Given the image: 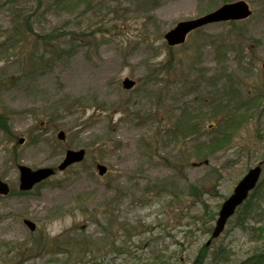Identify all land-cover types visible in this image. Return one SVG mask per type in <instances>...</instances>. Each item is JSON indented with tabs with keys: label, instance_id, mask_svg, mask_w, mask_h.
<instances>
[{
	"label": "rangeland",
	"instance_id": "obj_1",
	"mask_svg": "<svg viewBox=\"0 0 264 264\" xmlns=\"http://www.w3.org/2000/svg\"><path fill=\"white\" fill-rule=\"evenodd\" d=\"M74 1L65 12L20 0L36 13L34 34L66 33L65 50L80 35L70 56L38 62L26 79L34 38L23 41L8 2L0 7V118L9 128L0 124V177L10 187L0 194V264H239L264 251V182L244 224L231 217L203 248L222 201L264 159V98L251 101L264 83V0H245L250 17L207 23L176 46L163 34L177 21L237 0ZM124 76L132 89L122 88ZM184 114L204 125L233 117L229 143L205 147L218 124L199 137L176 131ZM83 147V161L18 189L19 164L56 167L66 149ZM187 183L199 185L200 199ZM218 250L222 262L211 258Z\"/></svg>",
	"mask_w": 264,
	"mask_h": 264
},
{
	"label": "trees",
	"instance_id": "obj_2",
	"mask_svg": "<svg viewBox=\"0 0 264 264\" xmlns=\"http://www.w3.org/2000/svg\"><path fill=\"white\" fill-rule=\"evenodd\" d=\"M4 1L5 3L8 2L9 4V10L7 12H10V15L8 18L10 20L9 25L11 29L15 28L14 32L20 33L22 35L23 41L29 42V40L33 37L34 38L33 39L34 40V43H33L34 50L36 48V45L38 46V42L40 44V51H41L40 55L35 54L34 50L33 52L29 53V59L31 57H35L38 59L29 60V62L31 63V66L29 67V70H27L25 74L22 75L23 79H26L27 77H29L31 75V72L33 73L36 71V69L38 68L37 66L38 62L45 64L47 66V65L55 63L56 60L59 59V57L61 58L63 56H66L67 58L68 56H70V54L73 51H75L74 49H72V46L75 40L74 38L80 36L79 34L75 32L71 33V35L68 37L69 41L67 40V42L70 44V50L69 49L65 50L64 48H62L63 44L61 43V40H60L61 38H58V37L65 35L66 33L63 32V34L59 35L57 34V31L56 32H52V31L46 32L45 31L42 34H37V33L34 34L32 30V23L35 21L36 13L33 15L31 12L28 11L29 9L26 8L25 6L21 8L19 6L20 0H8V1L0 0V7L4 4ZM35 1H36L37 8L40 9L39 6L43 3V0H35ZM50 1L53 7H56L57 9H60V10H64L65 12L75 11V8H76L75 4H77V1L75 2L74 0H50ZM89 1L92 2V1H97V0H88V2ZM23 27L25 28L24 32L21 30V28ZM59 27L60 26L58 25L55 28L59 29ZM72 35L73 37H71ZM35 39L38 40V42ZM27 58L28 57H25L24 60ZM31 61L35 63L34 66L32 65ZM18 79H21V76H19ZM255 89L257 90V92L255 93L254 98L251 100L252 102L258 99L264 98V83L255 85ZM233 93L237 95L236 90H234ZM188 115L189 114H184L185 118H183V122L175 125V129H177L176 131L178 132L181 131V134L183 133L185 134L184 131L186 130H187L186 132L191 131L193 133H197L195 135L199 137L204 127L208 125L215 126L216 124H218L217 126L220 128L219 129L220 131L216 130L215 135L212 138H210V143L207 144L205 147H208V149H211L213 151L214 149L220 148L223 145H226L229 143L230 141L229 139H230V136L233 130V128H231V125H232L231 120H233V117H229L226 114H222V118L218 117L214 123L204 125L201 120H193L191 117H187ZM193 121H196V122H193ZM0 124L3 125L5 132L9 130V128H7V121L0 118ZM164 132H166V135H167L166 137L168 138L175 135V132L168 128ZM171 133L173 134L172 136H171ZM37 141L38 139L34 138V142H37ZM203 162H206V160H204ZM263 182H264V178L259 180L258 186L250 192L247 199L243 203H241V205L237 208V211L235 212L233 217L235 216L238 223L244 224V222L248 219L249 214L252 213V211L254 210L255 204H253V198L256 196ZM187 185H188L187 188H188L189 195L193 196L199 193L197 197L200 199L201 197L200 193L202 192L199 188V185L194 184V183L193 184L187 183ZM202 206L204 209L203 210L204 214L208 213V217H210L209 221H211V218L215 217L214 216L215 213H213L214 215H211L210 210L209 211L207 210V206L203 203H202ZM206 228L208 232H211L212 229L210 225L207 226ZM206 246L207 245H204L203 248H206ZM76 250H81V252L83 253V251L86 250V247L84 249H81L80 247H78L76 248ZM76 250L69 251L68 255H72V253L73 255H75ZM200 250L203 252V249H200ZM219 250L217 251L219 252L218 255L214 257L217 252H213L211 255V258L214 259V261L217 258H219V260H221L222 262L223 258H221ZM193 261H194L193 264H200L196 262V259H194ZM239 264H264V251L254 252L250 254L243 261L239 262Z\"/></svg>",
	"mask_w": 264,
	"mask_h": 264
},
{
	"label": "water",
	"instance_id": "obj_3",
	"mask_svg": "<svg viewBox=\"0 0 264 264\" xmlns=\"http://www.w3.org/2000/svg\"><path fill=\"white\" fill-rule=\"evenodd\" d=\"M252 9L249 8L248 3L245 0H238L233 2L224 3L218 6L216 9L207 12L201 16L191 19H185L177 21L175 26L166 32H164V39L168 45L175 46L185 41L188 32L197 29L198 27L207 25V23H213L218 21L240 20L250 16ZM264 67V61H263ZM135 80L128 77L123 78L122 86L129 89L134 86ZM60 139L64 138V131L60 130L57 134ZM23 138L19 139L22 143ZM85 155V149H67L62 157V161L57 165V169L62 170L65 167L72 165L83 160ZM264 161H260L254 167L249 168L246 174L240 178L233 188L232 192L221 203V207L217 213V218L214 224V228L210 235L211 238H216L223 230L227 223V220L235 212L239 204H241L248 196L249 190L257 186V180L261 174V167ZM97 174L102 176L107 171V167L101 163L95 165ZM19 189L28 190L34 184L41 182V180L50 177L55 169L51 167H40L32 169L25 165L19 164ZM9 186L6 182L0 178V194H8ZM23 223L28 226L32 231L36 228V224L29 219H24ZM211 239L207 241L210 242Z\"/></svg>",
	"mask_w": 264,
	"mask_h": 264
}]
</instances>
